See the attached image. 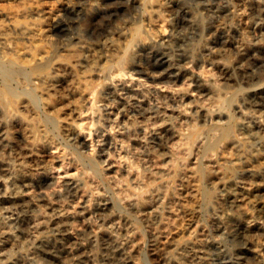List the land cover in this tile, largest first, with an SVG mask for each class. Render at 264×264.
I'll use <instances>...</instances> for the list:
<instances>
[{
	"label": "rangeland",
	"instance_id": "374dc122",
	"mask_svg": "<svg viewBox=\"0 0 264 264\" xmlns=\"http://www.w3.org/2000/svg\"><path fill=\"white\" fill-rule=\"evenodd\" d=\"M153 1L155 3L157 0H148L147 5L141 6L122 0L121 2L124 5L122 4L118 7L116 12L106 13L104 11L95 16L96 20L99 19L97 20L99 24L96 27H94L86 15H83L85 18L83 16L81 17L82 27L78 29L79 35L86 42H95L102 38L106 32L112 31L111 29L116 30L117 24L121 23L126 24L131 29L140 28V36L142 39L145 41L153 40L154 43L157 42L159 44L160 32L146 16V11L151 9ZM177 1L183 6L174 11L168 10L164 11L165 13H160L159 22L161 25L163 24L161 30H164L166 33L172 30L174 31V37L172 38L174 40L171 39L172 41L162 43L161 46L166 47L170 54L178 59L179 63L181 62V65L187 67L193 75L192 80L186 75H179L177 79L171 81L165 79L161 83L163 82L162 84L168 85L164 87L163 92H157L155 87L157 84L153 81L151 82L144 75L143 70L164 65L166 58L161 53V49L149 50L141 45H138V47L135 45L138 48L135 54L131 55L125 51L118 53V56L128 57L131 60L127 62L128 66L125 65L126 67H124L114 62L111 71H88V83L92 79L95 80L93 83L90 82L88 84L85 98L82 101V110L85 112L82 110L79 111L82 113L78 116L68 115L67 112H70L72 104L76 102L78 97L77 95L74 96L73 93V85L76 84L77 79H66L67 82L66 80H62L57 85L55 92H52L51 95L54 102L68 100L71 101V104L65 105L64 108L56 113H50L48 111L44 100H39L37 104L39 116H42L40 118L46 125L54 141V146L51 148V151L56 153L54 154L52 152V155L55 157L52 161V166L55 164L53 166L55 169L53 168L51 174H53V179L56 178L54 176H57V178L53 180V182L55 181V187L49 188V197L51 196L50 199L54 202H59L66 206V209L68 207L66 215L72 221L73 233L74 235L77 234L75 236L80 238L81 241L84 240L83 242H86V244L90 243L88 245L91 246V254L94 256L95 264H103L102 255L105 253V239L107 240L108 237L109 239L111 238V242L109 241L110 244L115 246L117 244V246L123 249L124 257L126 256L127 258H125L128 260L127 264H167L170 258L174 259L178 264H194L195 260L190 256H186V254H189L188 252L193 253L200 247L205 248L207 244L219 243V241L229 251L232 247L238 245L237 240L227 229L219 230L217 226V221L225 217L224 213L227 205L224 202V194L226 192L224 189L227 179L230 176H236L234 179L240 182L238 184L245 189H247L245 185H249L248 190L254 194L253 187L256 182L250 179L247 180L246 178V180H240L239 169H237V165L231 162V159L236 157V150L234 147L232 148L230 136L226 133V129L229 128L232 133L238 134L237 124L246 115L242 112H245V108L241 100L245 90V83L237 82L235 84L236 81L233 80L231 82L235 85L230 86L232 83L228 81L219 65L224 63L229 69L232 68V71L239 74L248 68L256 69V60H264V47H261L264 46V40H262L264 39V24L261 25V20L254 13L256 3L254 0H223V2L222 0ZM82 2L84 0H26L21 3L14 0H8L6 2H1L0 0V10L11 11L12 13L16 12L14 13L16 17L24 21L34 19V17L26 13L28 7L40 8L39 10L42 13L61 10L64 14L66 13L65 16L74 17L73 9ZM15 6L17 9H15ZM191 7L193 8L191 9ZM101 20L102 23L100 22ZM132 24L135 27H132ZM167 25L169 26L167 27ZM261 29L263 30L261 31ZM65 30L63 27L54 30L52 42L46 43L44 41V44H47V47L49 46L55 53H58L60 48L63 50L76 44V40L73 43V40L68 38ZM261 36L263 37L261 38ZM256 37L258 41L254 40ZM18 44L29 45L31 42L28 40H19ZM239 45H242L245 49L243 48L242 51H239ZM203 46L207 49L203 48ZM222 47L226 49L223 55L217 56L216 59L213 58L214 51ZM146 52L149 53L147 54ZM99 54L101 56L99 58L100 62L104 61L106 56L110 57V51L106 49L105 51L99 52ZM255 55L256 57H254ZM215 65L217 66L215 67ZM257 71L261 72L263 70L257 68ZM118 73H121V76L116 75ZM198 79L205 84V91L203 90V92L197 85ZM124 82L128 85L131 82L130 86L133 88V97H130L127 91L121 88ZM175 82L179 85H176ZM13 86L16 87L19 85L16 81H13ZM19 89H24V91L28 92L31 90V87L27 85L24 88L19 87ZM92 89L94 91L91 92L92 94H89ZM105 93L108 94L105 95ZM71 97L72 99H69ZM136 99L144 102L147 105V110H138V107H136ZM104 100L112 103L114 112L107 113L101 107L105 102ZM89 102L90 104H88ZM134 102L135 104H133ZM119 105L122 106L120 107ZM40 109L41 111H39ZM156 110L158 114L154 112ZM119 112L121 115L117 114ZM145 113H149V117ZM123 116L125 119L128 117L135 119L136 125L138 126L128 128L126 126L127 119L125 120ZM141 116L144 118L140 119ZM72 117L76 118V121H73ZM82 117L85 119H82ZM60 120L65 123L77 124L81 140L86 141H82L81 144H76L69 140L64 132L62 133L60 127L57 126ZM142 120L144 121L142 122ZM85 123H89V125H85ZM118 123L121 124L118 126ZM144 124L147 125L144 127ZM165 125L170 130L172 129V136L167 138V140L165 138L159 142L156 138V133L159 131L164 133L163 129L166 127ZM117 143H120L117 145L119 149L116 146ZM157 143L158 147H156ZM135 146L138 149H135ZM139 147L142 149H139ZM56 148L58 149L56 150ZM38 151L31 158H28V166L33 171L37 167V161L41 159L45 160L46 158L42 155L41 151ZM107 153L109 154L107 155ZM46 160L48 161L49 158ZM67 162L69 163L68 165ZM60 164L66 165L63 166ZM58 166L57 171L56 167ZM260 166L264 168V165H258L256 168ZM261 177L260 180L257 179V182H264V174ZM67 182L75 183V191L73 194H70L71 192L65 189ZM33 188L37 191L38 185H34ZM51 191H53L52 194H50ZM209 194H211V197H209ZM75 195L77 198L74 197ZM63 201L64 203H62ZM135 202H138L139 206L135 207ZM69 205L71 206L70 209ZM81 206H85V209L81 210ZM72 207L73 209H71ZM242 216L246 217V215ZM261 221L264 223V219ZM216 234L219 235L217 236ZM160 243H163L162 246ZM192 244L195 245V248ZM171 246L172 249L170 248ZM32 248V245L22 247L20 249V255L24 259H27L33 252ZM189 248L190 251L188 250Z\"/></svg>",
	"mask_w": 264,
	"mask_h": 264
},
{
	"label": "bare ground",
	"instance_id": "6f19581e",
	"mask_svg": "<svg viewBox=\"0 0 264 264\" xmlns=\"http://www.w3.org/2000/svg\"><path fill=\"white\" fill-rule=\"evenodd\" d=\"M2 1L6 2L8 0H1V2ZM14 1L21 3V2H25L26 0H14ZM121 1H119V0H86L85 1L84 0V2L76 5L75 8L73 9L74 10V17L65 16L66 13L64 14L61 10H57L54 12L42 13V12H40L41 10H39L40 8L37 9L34 7H30V8L28 7V9L26 10V13L29 14L30 16L34 17V19L31 21H24V20L18 19L16 17V15L14 14L16 12L12 13L11 11L0 10V264H95L94 256H93V254H91V246L88 245L90 243L86 244V242H83L84 240L81 241L80 238L76 237L77 234H75L76 235L75 236L73 233L72 221L66 215V213L68 212L67 211L68 207L66 209V206L60 204L59 202L58 203L54 202L53 200L50 199L51 196L49 197V188L55 187V185H54L55 181L53 182V180H55L57 178V176H54V178L55 177L56 178L53 179L52 178L53 174H51V171L54 168L53 166L55 165L54 164L52 166V163H53L52 161L55 159V157L52 155L53 154L52 152H54V151H51L52 150L51 148L54 146L53 145L54 141H53L52 136L48 132L46 125L43 123V121L40 118L42 116H39V113L37 111V104H38L39 100H44V103H45V105H46V107L50 113L58 112L60 109L64 108L65 105L71 104V101L67 100V101H63V102H54V99L51 96L52 92H55L57 85L62 80L77 79L76 84L73 85V93H74V96L77 95L78 97H77L76 102L72 104V107L70 108V112L69 111H67V112H68V115H77L78 116L80 113H82L79 111L82 110V101L85 98V94H86V90L88 88V84H90V82L93 83V81L95 80V79H92V81H89V83H88V74H87L88 71H91V72H99V71H104V70L111 71L114 62H116L119 65L124 66V67L128 66L127 62L130 59L128 57H123V56L120 57V56H118V53L121 51H125V52H129L131 55L135 54L138 51V48H137L138 45H141L142 47L149 49V50L161 49V51H162L161 53H163L165 58H166L164 65H160V66L153 67V68H146L143 70L144 75L147 78H149L151 80V82L153 81V82H155V84H157L155 86L157 92H163L164 87H166L168 85V84L167 85L162 84L163 82L161 83V81H163L165 79L170 80V81L175 80V79H177V77L179 75H186L189 79H191V80L193 79V75L189 72L187 67L181 65L180 64L181 62L179 63L178 59L173 57L166 47L161 46L162 43H167L168 41L174 40V39H172L174 37V31L172 30V31L166 33L164 30H161V28H163V26H162L163 24L161 25V23L159 22L160 13L161 12L163 13L164 11H168V10L174 11V10L182 7L183 5L180 4L177 0H157L155 3L153 1V4L151 5V9H148L146 11V16L148 17V19L158 28V31L160 32V36H161V37L159 36L160 37V40H159L160 45L157 42L154 43L153 40L152 41H145L144 39H142L140 36V28L131 29V28L127 27L126 24H121V23L117 24V26L115 28L116 30L111 29L112 31L106 32L102 38H100L99 40H97L95 42H86L80 37L78 29H80L82 27L81 17L83 15H86L87 18H89V20H91V23L94 25V27H96L99 24V22L97 21L99 19L96 20L95 16L98 13L104 12V11L106 13H112V12L114 13V11L116 12V9L123 4ZM123 1H125V0H123ZM126 1H127V3H132V4L135 3V4H138L141 6H145L148 3V0H126ZM254 1L256 3L254 13H256L257 17L261 20L260 23L262 25V24H264V0H254ZM222 2H223V0H222ZM245 3H247V2H245ZM35 5H36V3H35ZM246 7H247V5H246ZM61 8H62V6H61ZM192 8L193 7H191V9ZM15 9H17L16 6H15ZM44 10H45V8H44ZM189 10H190V8H189ZM21 12H22V10H21ZM193 13H194V11H193ZM217 13H219V12L217 11ZM246 13H247V11H246ZM26 15H23V16H26ZM105 15H102V16H105ZM107 15H109V14H107ZM194 15H196V14H194ZM194 15H193V17H194ZM246 17H247V15H246ZM190 18H191V16H190ZM100 22L102 23V20ZM113 24H114V22H113ZM141 24H142V22H141ZM148 26H149V24H148ZM168 26L169 25H167V27ZM61 27L66 29L65 32H66V34H68V38L73 40L72 41L73 43H75L74 40H76V44H74L73 46H71L69 48H65L63 50H61L62 48H60V51L58 50L59 52L57 51L58 53H55V51L50 49L49 46L47 47V44H44V41H46V43H51L53 31L56 29H60ZM106 27H107V25H106ZM132 27H135V26H133V24H132ZM86 29H84V30H86ZM171 29H173V28H171ZM183 29H181V30H183ZM107 30H108V28H107ZM262 30L263 29H261V31ZM96 31H97V29H96ZM97 32H99V31H97ZM176 33H177V31H176ZM178 33H180V32H178ZM179 35H181V34H179ZM259 35H260V33H259ZM143 37H145V36H143ZM258 37H260V36H258ZM262 37L263 36H261V38ZM19 40H28L31 42V44L19 45L18 44ZM254 40H257V37ZM262 40H264V39H262ZM178 42H180V41H178ZM181 43H182V41H181ZM135 45H137V47ZM175 46H177V45H175ZM261 47H264V46H261ZM180 48H182V47H180ZM203 48H206V47L203 46ZM213 48H214V46H213ZM243 48L244 47L242 45L238 46L239 51H242ZM105 49L110 51V54H109L110 57L106 56L108 58L105 57L106 59L104 58V61L100 62L99 58L101 57L100 54H102V53L99 54V52H101L103 50L105 51ZM225 50L226 49L223 47L217 49L216 51H214L213 58L216 59L217 56L223 55ZM246 50H248V49H246ZM256 55H257V53H256ZM256 55L254 57H256ZM154 56H156V55H154ZM251 56H253V55L251 54ZM177 57H179V56H177ZM182 57H183V54H182ZM210 58H211V56H210ZM253 61H255V60H253ZM216 66L217 65H215V67ZM219 66L223 70V73L227 77L228 81H230V83H232L230 86H234L237 82L238 83L239 82L245 83V87H244L245 90H244V93H243L241 100H242V103H243L244 108H245V112L244 111H242V112L246 115L237 124L238 125V131H237L238 134L232 133L231 129H229V128L226 129V133H227V135L230 136V142L232 144V148L234 147V149L236 150V157L231 159V162L234 163L235 165H237V169H239L238 170L239 179L240 180L241 179L244 180L245 178L247 180L250 179L253 182H256V184L253 187L254 188V192H253L254 194H252L248 190L249 185L244 184L245 186H247L246 187L247 189H245L238 184L240 182L236 181L234 179L236 176L235 177L230 176L226 181V187L224 189L226 192L224 194L225 196L224 195L223 196H224V202L226 203L227 207H226V210L224 213L225 217L223 219H220L217 221L218 222L217 226H218L219 230L227 229L230 232V234L233 237H235L238 245L232 247V249H230L228 251L227 247L225 245H223L222 243H220V241H219V243H216V242L215 243H209L206 245L205 248L202 247L203 249L200 247L199 249L195 250V252H193V253L188 252L189 254H186V253L185 254H186V256H190L195 260L194 264H264V223H263V221H261L262 219H264V182H257V179L260 180V177L264 174V168L261 166L259 168H256V166H258V165H264V117H263L264 116V60H261V59H258V61L256 60V63H255L256 69L255 68H248L247 70L241 71L239 74L232 71L231 70L232 68L229 69L228 66L224 63H221ZM115 68H116V66H115ZM135 68H137V67H135ZM257 68H260L263 71L259 72V71H257ZM138 69H139V67H138ZM115 70H117V69H115ZM119 72H121V71L119 70ZM121 73H118L116 75L121 76ZM100 74H102V73H100ZM130 74H131V72H130ZM113 75H114V73H113ZM133 75H130V76H133ZM181 78H182V76H181ZM67 80H66V82H67ZM97 80H99V79H97ZM185 80L187 81V79H185ZM185 80H184V82H185ZM233 80L236 81L235 84H233V82H231ZM13 81H16L19 86H16V87L13 86ZM119 83H121V82H119ZM130 83L131 82H129V85H128L126 82H124L122 84L121 88L125 89L127 91V94L130 97H133V88L130 86ZM155 84H153V85H155ZM177 84L178 83H176V85ZM27 85H30V87H31V90H29L28 92L24 91V89H19V87L24 88ZM171 85H172V83H171ZM171 85H169V86H171ZM197 85L200 87L201 91L203 92V90L205 89V87H204L205 84L201 80L198 79ZM68 86H69V84H68ZM173 87H175V86L173 85ZM238 88H239V86H238ZM65 91H62V92H65ZM93 91H94V89H92L89 94H92L91 92H93ZM103 93H104V91H103ZM70 94H72V93H70ZM107 94L105 93V95H107ZM161 94L163 95V93H161ZM99 98H101V97L99 96ZM139 98H141V97H139ZM168 98H169V96H168ZM69 99H72V97ZM90 100H91V98H90ZM136 102H137L136 107H138V110H144V111L147 110V105L144 102H142L140 100H137ZM88 104H90V102ZM133 104H135V102ZM101 107H103V109L107 113H112V111H113V106H112V103L110 101L106 100L102 104ZM89 108H88V110H89ZM185 108H187V107H185ZM129 110H132V109H129ZM39 111H41V109ZM82 111H84V110H82ZM117 111H115V112H117ZM154 112H157V110ZM167 112H169V111L167 110ZM64 114H66V113H64ZM117 114H120V112ZM128 114H130V113H128ZM157 114H158V112H157ZM109 115H111V114H109ZM146 115L148 116L149 113ZM132 116H133V114H132ZM142 116L140 119L144 118V117L142 118ZM120 117H122V116H120ZM123 118H124V116H123ZM72 119H73V121H76V118L72 117ZM82 119H85V118L82 117ZM126 119H125L126 120V126L128 128H134V127L138 126V125H136L135 119L129 118V117ZM148 120H147V122H148ZM82 121H85V120H82ZM95 121L97 122V120H95ZM113 121H115V120H113ZM143 121L144 120H142V122ZM122 122H123V120H122ZM121 123H118V126ZM158 123H156V124H158ZM85 125H89V123L88 124L85 123ZM145 125H147V124H144V127H145ZM167 125H165L166 127H164V129L160 128V129L164 130V133H161L160 131L156 133V138L159 140V142L163 141L165 138L167 140V138H170V136H172V133H171L172 129L170 130L167 127ZM57 126L60 127V129L62 130V133L64 132V134L66 135V137L69 140H71L72 142H74L76 144L82 143L83 140H81V136H80V132L78 131L79 129L77 127L78 126L77 124L65 123L64 121L60 120V121H58ZM160 129H157V130H160ZM88 130H87V132H88ZM83 133H84V131H83ZM147 133H149V132H147ZM90 136H92V135H90ZM178 136H179V134H178ZM84 138H86V137H84ZM148 138H149V136H148ZM149 139H151V138H149ZM154 140H156V139H154ZM84 141H86V140H84ZM98 142H99V140H98ZM116 142H118V141H116ZM128 142H129V139H128ZM210 142H211V140H210ZM111 144H112V142H111ZM118 144H120V143H117L116 146ZM143 144H145V143H143ZM65 145H67V144H65ZM87 146H89V145H87ZM141 146H143V145H141ZM90 147H92V146H90ZM156 147H158V143H157ZM117 148H118V146H117ZM134 148L138 149V147H136V146ZM140 148L141 147H139V149ZM143 148H144V146H143ZM164 148H166V147H164ZM57 149L58 148H56V150ZM38 150L41 151L42 155L46 158H45V160H43V159L39 160L37 158L39 161H37V164H36L37 167L35 166L36 168L33 171L28 166V163H29L28 158H31L33 155H35ZM172 150H174V149H172ZM235 150H233V151H235ZM114 151H116V150H114ZM109 153H107V155ZM143 153H141V154H143ZM54 154H56V153L54 152ZM234 155H235V153H234ZM146 157H147V155H146ZM230 157H232V156H230ZM47 158H49L48 161L46 160ZM29 161H31V160H29ZM224 162H225V160H224ZM30 163H32V162H30ZM68 164L69 163L67 162V165ZM60 165L64 166L66 164H60ZM110 165H111V163H110ZM60 167H62V166H60ZM56 168L58 171L59 166ZM122 169H121V171H122ZM127 174H129V173H127ZM59 179H57V180H59ZM68 181H69V179H68ZM74 184H75L74 182H67L66 183L65 189L67 191L71 192L70 194H73L75 191V185ZM34 185H38L37 191H36V189L34 190V188H33ZM58 185H59V183H58ZM52 192L53 191H51L50 194H52ZM64 192H66V191H64ZM57 195H59V194H57ZM141 195H143V194H141ZM69 197H71V196H69ZM74 197H76V195ZM136 197H135V199H136ZM209 197H211V194H209ZM56 198L58 199V197H56ZM132 199L134 200V198H132ZM57 201H59V200H57ZM62 203H64V201ZM74 203H76V202H74ZM73 204H71V205H73ZM134 205H135V207L139 206L138 202H135ZM140 206H141V204H140ZM70 207L71 206L69 205V209H70ZM71 209H73V207ZM77 209H79V208H77ZM84 209H85V206H81V210H84ZM242 215H246V217H243ZM75 222H77V221H75ZM75 226H76V224H75ZM226 234H228V233H226ZM227 236L229 237V235H227ZM103 237H105V236H103ZM206 238H205V240L207 241ZM108 239H109V237H108ZM110 239L108 240V242L105 239L106 250H105V253L102 255L103 264H127L128 260L126 259L127 258L126 256H125L126 258L124 257L123 249L121 247L117 246V244H116V246L110 244V242H111ZM101 240H103V239L101 238ZM155 242H156V240H155ZM120 243H122V242H120ZM162 244H161V246H162ZM30 245L33 246V248H32L33 252L31 253V255H29V257L27 259H24L20 255V249L24 246H30ZM192 245H193V247L195 246L194 244H192ZM202 246H203V244H202ZM170 248L172 249V246ZM127 250H128V248H127ZM188 250L190 251V248ZM29 251H31V250H29ZM157 252H158V250H157ZM159 253H161V252H159ZM165 253H168V252H165ZM190 257H188V258H190ZM167 259H169V258H167ZM177 259H180V258H177ZM163 260H164V257H163ZM129 262H130V260H129ZM167 264H178V262H176L174 259L170 258ZM191 264H193V263H191Z\"/></svg>",
	"mask_w": 264,
	"mask_h": 264
}]
</instances>
